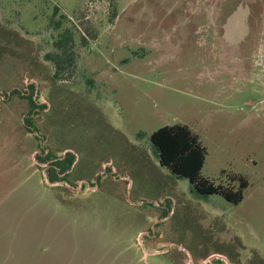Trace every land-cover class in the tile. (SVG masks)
<instances>
[{"label":"rangeland","instance_id":"1","mask_svg":"<svg viewBox=\"0 0 264 264\" xmlns=\"http://www.w3.org/2000/svg\"><path fill=\"white\" fill-rule=\"evenodd\" d=\"M173 125L201 177L247 180L238 204L158 164L149 136ZM212 255L264 264V0H0V264H227Z\"/></svg>","mask_w":264,"mask_h":264},{"label":"trees","instance_id":"2","mask_svg":"<svg viewBox=\"0 0 264 264\" xmlns=\"http://www.w3.org/2000/svg\"><path fill=\"white\" fill-rule=\"evenodd\" d=\"M56 12L57 8H54L53 15ZM65 19L64 16H61L56 22L52 20L54 22L53 27L60 29L61 20ZM73 39V32L70 29H63L57 40L53 43L58 53L53 56H46L48 60L54 63V80H58L68 68L72 67ZM81 40L84 43L86 42L84 38H81ZM30 103L32 110L39 108L31 98ZM43 107L46 109V106ZM149 141L158 164L167 169L176 178L186 179L193 196L206 199L211 195H219L231 204H238L242 200L243 192L248 186V182L243 176L230 175V183L235 184L233 186L231 184L228 186H215L208 179L201 177L200 173L205 161L206 151L201 145L198 136L186 126H163L149 136ZM73 160V156L68 153L63 160L53 158L47 171L49 181H63L59 178V174L61 175L69 170Z\"/></svg>","mask_w":264,"mask_h":264},{"label":"water","instance_id":"3","mask_svg":"<svg viewBox=\"0 0 264 264\" xmlns=\"http://www.w3.org/2000/svg\"><path fill=\"white\" fill-rule=\"evenodd\" d=\"M214 259H218V260H221L227 264H230L229 261L225 258V257H222L220 255H212V256H209L206 260V262L208 263H211ZM188 264H192V261H189Z\"/></svg>","mask_w":264,"mask_h":264},{"label":"flooded vegetation","instance_id":"4","mask_svg":"<svg viewBox=\"0 0 264 264\" xmlns=\"http://www.w3.org/2000/svg\"><path fill=\"white\" fill-rule=\"evenodd\" d=\"M65 157H66V154H65L63 157H60L59 159L63 160V159H65ZM69 170H70V169H69ZM69 170L65 171V172L62 174L63 177H64L66 174L69 173Z\"/></svg>","mask_w":264,"mask_h":264}]
</instances>
